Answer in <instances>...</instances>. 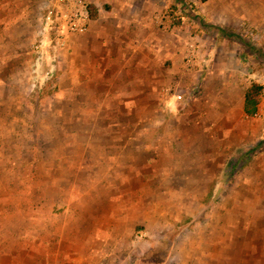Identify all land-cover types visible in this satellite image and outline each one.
I'll use <instances>...</instances> for the list:
<instances>
[{
	"label": "rangeland",
	"instance_id": "rangeland-1",
	"mask_svg": "<svg viewBox=\"0 0 264 264\" xmlns=\"http://www.w3.org/2000/svg\"><path fill=\"white\" fill-rule=\"evenodd\" d=\"M239 1L159 0L181 42L153 55L150 109L122 110L86 62L91 17L67 32L62 15L106 0H0L1 262L21 229L40 234L23 264H264V121L241 108L251 85L264 96V22ZM218 23L232 38L211 55ZM133 69L110 87L142 83Z\"/></svg>",
	"mask_w": 264,
	"mask_h": 264
},
{
	"label": "crops",
	"instance_id": "crops-1",
	"mask_svg": "<svg viewBox=\"0 0 264 264\" xmlns=\"http://www.w3.org/2000/svg\"><path fill=\"white\" fill-rule=\"evenodd\" d=\"M106 1L108 4L104 5L105 8L101 10L98 9L95 3L90 4L93 5L95 16L94 18H91V28L89 33L87 34L86 46L84 47L85 53L89 55V58L86 62L89 63L92 59H94V61L97 63L95 65L96 75L94 77L98 80L97 84L101 86L98 89L100 92L104 94L110 92L119 93V95L121 96V101H117L119 109L134 110L141 107V105H136L137 102L135 100V95L142 94V99L145 104L141 108L144 110H148V108L150 109V104H152L151 98L153 97V89L150 80L155 77V73L152 72L154 68H152L150 62H152L153 55L157 54L158 52H165L167 54V49L173 50L171 47L175 45V40L181 42L179 29H175V27L171 28L172 24L167 19L166 22L168 24L165 26H160L161 24L159 18H161V16L164 14L158 12L161 7L165 5H161L160 7L159 0ZM239 2L244 7H251L252 10V7H254V12H246L245 15L246 17H248V20L251 21V23L261 27V24H263L262 22H264V0H240ZM221 5L222 4H220L219 7H221ZM230 14L234 15L233 11ZM155 20L157 21V23L155 22ZM232 23L233 18H228L227 24ZM155 24H158L162 29L166 30L163 31L164 34H161L158 31V28ZM213 26H215V28L213 29L219 27L227 30L230 36L224 35L220 36L221 38H219L216 36V33L212 31L211 27V31L214 34V48H212L211 55L214 54L216 45L220 43L222 39L232 38V34L228 27L222 26L220 25V23ZM163 35H168L170 36V38H164ZM187 40L188 39H186V41H183V43H185L183 49L186 48V53L183 57H186L187 53L189 52L188 45L192 42H188ZM170 53L172 55L175 54L174 51H171ZM195 53L197 61H199V56L201 54L200 49L198 48ZM177 57L178 56L175 55V58L172 57V60L180 61L181 59H176ZM137 63L141 64V66L143 67L142 77L144 79L142 83L130 85V83L125 82L124 85H120L121 89H112V87H110L109 84H111V81H113L114 79H128V77L134 71L133 65L136 64L137 67ZM125 95H127V97H125ZM221 95L223 97V101L221 102L223 104L224 102H227V108L230 109L232 105V97L228 96L227 98L224 92H222ZM244 96L241 99V108L243 112L245 103ZM151 120L152 117L147 119L146 123L149 124ZM61 234L67 239L77 238L78 235L81 236V232L69 230H63ZM12 237L14 238V241H12L13 243H10V245L11 247L15 248V250L13 249L14 251L12 252L13 256H11L10 260L7 262L0 261V264H23V262L19 260L20 256H18L23 254L19 250L22 248L23 239L26 238L29 241V239L33 237L38 241V238H40V234L38 230H35V232L34 230H31L28 231L25 235V233L20 229L19 232L13 233ZM7 243V239L0 243L2 248H4L3 251H0L5 253H2L4 254V258L8 255L5 251ZM63 246H65V243ZM30 248L31 250L29 252L34 255L36 253V250L34 249V247ZM31 260L34 262L37 259L33 256Z\"/></svg>",
	"mask_w": 264,
	"mask_h": 264
},
{
	"label": "built area",
	"instance_id": "built-area-1",
	"mask_svg": "<svg viewBox=\"0 0 264 264\" xmlns=\"http://www.w3.org/2000/svg\"><path fill=\"white\" fill-rule=\"evenodd\" d=\"M80 10L76 11L75 13H68V12H62L63 17L65 18V25H66V31L69 32H73L76 30H83L86 29L87 25H88V21L90 18V13H89V9L87 8L86 5L84 4H80ZM166 19L170 21V23L173 22L174 17L168 16V15H162L161 18H159L160 20V24L161 26H165L168 23L166 22ZM194 47V46H193ZM195 49L192 48L191 46L189 47V52L186 55V67L188 69H192L194 64H195ZM253 116L256 119L259 120H263L264 121V96L262 98V101L258 104V107L255 111V113L253 114Z\"/></svg>",
	"mask_w": 264,
	"mask_h": 264
},
{
	"label": "trees",
	"instance_id": "trees-1",
	"mask_svg": "<svg viewBox=\"0 0 264 264\" xmlns=\"http://www.w3.org/2000/svg\"><path fill=\"white\" fill-rule=\"evenodd\" d=\"M89 10H90L91 18H94L95 10L93 9V5L89 6ZM213 28H215V26H212V31L215 32L216 36L219 38H221L220 36L229 35L228 31L225 29H222L219 27H217L216 29H213ZM233 37L242 39L239 34L233 35ZM260 92H261V86L256 83L251 85L249 89L247 90L246 95H245V103H244V112L247 115L252 116L255 113L257 109V104L259 102Z\"/></svg>",
	"mask_w": 264,
	"mask_h": 264
}]
</instances>
